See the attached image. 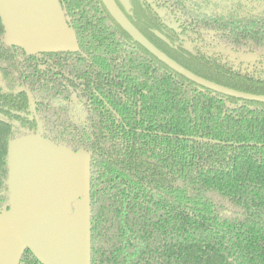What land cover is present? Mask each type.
Listing matches in <instances>:
<instances>
[{"label":"trees","instance_id":"16d2710c","mask_svg":"<svg viewBox=\"0 0 264 264\" xmlns=\"http://www.w3.org/2000/svg\"><path fill=\"white\" fill-rule=\"evenodd\" d=\"M59 1L77 51L27 54L9 41L0 12V210L10 208V143L40 133L28 117V85L33 96L84 105L76 112L77 145L41 135L89 154L90 264H264V103L177 73L114 25L101 0ZM115 1L183 67L264 95V62L241 71L220 55L193 56L154 34L161 23L152 7ZM167 1L250 51L264 45L256 0L225 7ZM19 264L45 263L26 247Z\"/></svg>","mask_w":264,"mask_h":264},{"label":"crops","instance_id":"0c3cea01","mask_svg":"<svg viewBox=\"0 0 264 264\" xmlns=\"http://www.w3.org/2000/svg\"><path fill=\"white\" fill-rule=\"evenodd\" d=\"M0 9L11 42L27 52L78 48L59 0H0ZM61 152L38 136L13 144L11 211L0 217V264H17L25 245L45 264H89L88 160L51 157Z\"/></svg>","mask_w":264,"mask_h":264},{"label":"flooded vegetation","instance_id":"af4514ba","mask_svg":"<svg viewBox=\"0 0 264 264\" xmlns=\"http://www.w3.org/2000/svg\"><path fill=\"white\" fill-rule=\"evenodd\" d=\"M139 1L142 5H147L154 9V11L157 14L158 20L161 23V26L159 27V29L157 28L152 29V31L159 39H161V41L165 42L167 45L169 44V46H174L179 49L181 48L182 50L187 51L193 56H206L207 58H216L217 56L220 55L222 56V58H224V60L228 61V63L234 68L240 66L241 71H243L246 68L251 69L254 64L262 65L264 62V45L255 48V51H250L246 43L238 42L235 44L231 40L227 39L224 33L221 34V32L216 29L217 27L215 28L212 27L211 25L205 24L204 22L202 23L195 15L191 14L188 10H185L184 8H182V10L180 11L177 10L175 8L176 6L175 3H172L167 0H139ZM207 1L218 7H225L237 2L248 4L250 3L251 0H248L247 2L238 1V0L237 1L207 0ZM101 2L103 3L107 12L113 19V21L111 22L114 25H119L123 29V27L110 14L104 2L102 0ZM253 3L255 4L254 6H257L259 8V9L257 8L258 10H261L262 8L264 9V0H256ZM65 17L67 20L66 14ZM132 39L136 41L133 37ZM136 42L139 43L138 41ZM78 49H79V44H78V48L75 50H60V51H77ZM223 49L232 50L237 54V56L221 52L220 50ZM24 50L27 54L48 52V51H59V50H42V51L29 53L26 51V49ZM252 56H254V59L252 58ZM24 87L30 107L29 108L30 113L28 114V117L30 120L35 121V124L40 132L39 134L41 135L42 133L43 134L45 133L46 136L57 137L59 139H69L70 142L72 143L74 142L76 144L77 141L79 140L78 138L79 135H81L80 131L83 130V128L77 126V124L74 125L76 123V119L80 117V114L76 113L78 112L77 107L78 106L83 107L84 105L81 102L77 101L76 99H72V98L53 99L52 97L39 92H35L33 96L29 92L28 85H25ZM42 119L45 120L44 121L45 123H43Z\"/></svg>","mask_w":264,"mask_h":264},{"label":"water","instance_id":"95a60500","mask_svg":"<svg viewBox=\"0 0 264 264\" xmlns=\"http://www.w3.org/2000/svg\"><path fill=\"white\" fill-rule=\"evenodd\" d=\"M102 1L104 2L105 6L109 10V12L113 16V18L123 27L124 30H126L136 41H138L142 46H144L149 52H151L154 56H156L160 61H162L163 63H165L167 66H169L171 69H173L177 73L185 76L186 78H188L191 81L197 83L199 86H201V87H203L205 89H210V90L214 91L215 93H221V94H224V95H227V96H231V97H235V98H238V99H241V100H249V101H256V102L264 103V95H259V94L245 92V91H240V90H237V89H233V88H230V87L221 85L219 83H216V82H213L211 80L205 79V78H203V77H201V76L193 73L192 71L188 70L187 68L183 67L178 62H176L174 59H172L171 57H169L165 52H163L158 47H156L153 43H151L130 22V20L122 13V11L117 6L115 0H102ZM120 1L123 2L125 5H128L129 4V0H120ZM0 12H1V9H0ZM1 15H2V12H1ZM2 18H3V15H2ZM3 21H4V19H3ZM4 23H5V21H4ZM7 34H8V31H7ZM8 38H9V35H8ZM9 41L11 42L10 38H9ZM11 43H13V42H11ZM13 44H15V43H13ZM17 45H19V44H17ZM220 51L221 52H224L226 54H232L234 56H237V54L234 51H232V50H224L223 49V50H220ZM252 58L254 59V56H252ZM32 136L41 137V138L45 139V141H47L53 147H56L57 149H60L61 151L65 152L66 154L65 153L63 154V152H61L59 155L52 154V156H51L52 158H55V159H57V160H59L61 162L67 163V161H68L67 155H74V154L75 155H81L82 157H86L87 160H88V184H87V187L85 189L86 196L89 199L88 232H87V239H88V241H87V245H86V250H88V253H89V264H90V258H91V223H90V195H89V186H90V157L87 156L86 154H84V151H74V150H72L70 148H67L65 146L56 144V143L50 141L49 139H47V138H45V137H43L42 135H39V134L28 135V136H25V137H22V138H19V139H16V140L12 141L10 143V146H9L10 208L9 209H7V208L1 209L0 210V217H7V216H9L10 211H11V194H12L11 185H12V175H13L12 146L17 141H20V140H23V139H26V138H29V137H32ZM26 247L31 248L29 245H25L24 248H23V250ZM23 250L21 251V253L19 255V258L17 260V264H19V262H20V257H21V254H22ZM33 252L35 253L34 250H33ZM38 258H39V256H38Z\"/></svg>","mask_w":264,"mask_h":264},{"label":"rangeland","instance_id":"374dc122","mask_svg":"<svg viewBox=\"0 0 264 264\" xmlns=\"http://www.w3.org/2000/svg\"><path fill=\"white\" fill-rule=\"evenodd\" d=\"M229 1V0H227ZM237 1V0H236ZM238 1H244V2H247L248 0H238ZM84 154H86L87 156H89V154L87 152H84Z\"/></svg>","mask_w":264,"mask_h":264}]
</instances>
